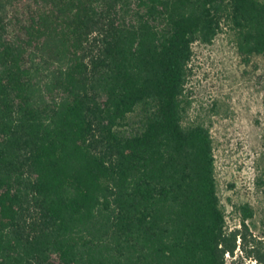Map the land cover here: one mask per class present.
<instances>
[{"label": "trees", "instance_id": "obj_1", "mask_svg": "<svg viewBox=\"0 0 264 264\" xmlns=\"http://www.w3.org/2000/svg\"><path fill=\"white\" fill-rule=\"evenodd\" d=\"M264 55V0H0V264H228L194 45Z\"/></svg>", "mask_w": 264, "mask_h": 264}, {"label": "rangeland", "instance_id": "obj_2", "mask_svg": "<svg viewBox=\"0 0 264 264\" xmlns=\"http://www.w3.org/2000/svg\"><path fill=\"white\" fill-rule=\"evenodd\" d=\"M186 122L207 126L214 140L221 205L230 228L249 205L248 238L264 242V55L247 59L226 29L211 44L194 45ZM228 264H260L239 248Z\"/></svg>", "mask_w": 264, "mask_h": 264}]
</instances>
